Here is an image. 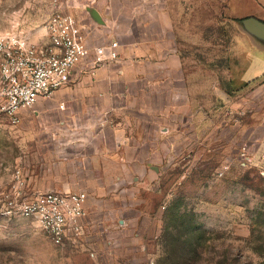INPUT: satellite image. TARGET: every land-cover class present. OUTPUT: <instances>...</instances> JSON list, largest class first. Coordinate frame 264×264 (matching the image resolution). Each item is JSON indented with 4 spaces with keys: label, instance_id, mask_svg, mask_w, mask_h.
Listing matches in <instances>:
<instances>
[{
    "label": "rangeland",
    "instance_id": "rangeland-1",
    "mask_svg": "<svg viewBox=\"0 0 264 264\" xmlns=\"http://www.w3.org/2000/svg\"><path fill=\"white\" fill-rule=\"evenodd\" d=\"M91 4L0 0V37L43 43L44 25L55 12L86 25ZM197 4L180 5L175 17L191 76L192 115L199 108L201 116L187 119L186 127L184 119H170L173 130L163 136L162 155L142 185L130 178L115 190H87L90 210L82 230L61 244L34 220L0 211V264H167V245L179 238L180 247L189 242L203 249L209 264L224 256L232 264H264V40L234 25L222 1ZM69 128L55 124L47 104L24 113L18 124L0 118V202L18 169L29 196L66 192L55 184L69 179L71 158L59 155L55 137L66 138ZM114 197L132 203L123 214L127 225L105 212L114 208L110 202L95 206ZM140 201L143 216L136 222L132 207Z\"/></svg>",
    "mask_w": 264,
    "mask_h": 264
},
{
    "label": "crops",
    "instance_id": "crops-1",
    "mask_svg": "<svg viewBox=\"0 0 264 264\" xmlns=\"http://www.w3.org/2000/svg\"><path fill=\"white\" fill-rule=\"evenodd\" d=\"M188 1L192 0H92L93 5L87 7L91 45L118 41L120 57L94 71L90 57L74 68L70 85L37 104L54 108L55 124L70 127L66 138L55 137L59 155L71 158L69 179L57 182L55 188L66 192L115 190L130 178L142 185L148 172L156 168L151 162L162 155L163 136L173 130L170 119H184L186 127L187 119L201 116L199 108L192 115L191 76L176 36L175 15ZM199 1L202 6L204 0ZM220 1L233 24L248 38H255L246 22H264V0ZM90 10H96L103 23ZM106 202L114 208L105 212L112 219L121 217L120 224L127 225L123 214L132 203L114 197L99 199L95 206L105 207ZM132 208L139 213L138 222L143 216L142 201ZM89 210L90 194L88 215Z\"/></svg>",
    "mask_w": 264,
    "mask_h": 264
},
{
    "label": "built area",
    "instance_id": "built-area-1",
    "mask_svg": "<svg viewBox=\"0 0 264 264\" xmlns=\"http://www.w3.org/2000/svg\"><path fill=\"white\" fill-rule=\"evenodd\" d=\"M44 31L43 43L18 35L0 37V118L14 124L40 100H49L70 85L80 63L93 57L94 71L120 57L118 41L91 45V29L63 11L55 12ZM25 190L26 181L18 169L13 186L2 194L3 215L34 220L57 244L81 232L88 215V192L47 191L29 196Z\"/></svg>",
    "mask_w": 264,
    "mask_h": 264
},
{
    "label": "trees",
    "instance_id": "trees-1",
    "mask_svg": "<svg viewBox=\"0 0 264 264\" xmlns=\"http://www.w3.org/2000/svg\"><path fill=\"white\" fill-rule=\"evenodd\" d=\"M180 245L181 238H179L175 245L173 243L167 245V264H209L204 259L203 249H200L199 246L191 249V245L193 244L189 242L186 244V247H180ZM215 264H232V261H228V257L224 256L219 258Z\"/></svg>",
    "mask_w": 264,
    "mask_h": 264
},
{
    "label": "water",
    "instance_id": "water-1",
    "mask_svg": "<svg viewBox=\"0 0 264 264\" xmlns=\"http://www.w3.org/2000/svg\"><path fill=\"white\" fill-rule=\"evenodd\" d=\"M90 12L96 21H98L99 23H103V21H101L99 13L96 10H90ZM246 28L252 33V35L264 40V23L249 19L246 22Z\"/></svg>",
    "mask_w": 264,
    "mask_h": 264
}]
</instances>
